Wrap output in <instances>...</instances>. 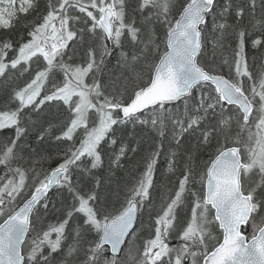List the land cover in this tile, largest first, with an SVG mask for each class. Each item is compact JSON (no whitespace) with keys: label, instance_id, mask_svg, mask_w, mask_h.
Returning a JSON list of instances; mask_svg holds the SVG:
<instances>
[{"label":"snow or ice","instance_id":"6c2138e0","mask_svg":"<svg viewBox=\"0 0 264 264\" xmlns=\"http://www.w3.org/2000/svg\"><path fill=\"white\" fill-rule=\"evenodd\" d=\"M260 5L264 17V0ZM255 8L256 0L236 5L235 11L231 0L223 5L186 0L177 13L174 0H138L133 19L126 0H45L43 7L41 0H0V30L11 32L33 14L38 19L27 25V38L0 37V77L43 62L10 92L15 110L0 111V130H15L0 147V264H57L58 257L59 264H124L121 253L133 264H264V73L257 78L249 71L248 30L226 20L242 19ZM259 24L250 42L264 50V18ZM210 28L218 34L212 37L214 57L235 38L231 63L225 59L218 68L200 63ZM70 43L73 55H68ZM76 45H82L79 61L73 59ZM113 55L123 68L158 63L152 64L148 82L124 98L101 79ZM224 67L232 79L220 74ZM57 74H62L59 83L52 80ZM53 103L66 113L56 126L55 117L41 118ZM128 124L147 128L160 143L144 157L138 178L114 193L111 205L94 170L105 164L110 172L119 169L129 152L138 151L139 145L134 148L118 135ZM233 125L239 129L234 136ZM33 129L35 140L48 144L46 152L31 143L21 149ZM189 138L196 151L214 141L218 145L203 174L194 171L193 148L185 147ZM229 139L236 146H226ZM108 144L118 147L114 159L107 155ZM165 152L168 171L175 175L178 169L180 175L161 213L150 217L151 238L133 254L129 241L153 203L157 164ZM48 161L55 166L44 171ZM54 188L70 196L63 219L29 240L31 218L49 210ZM185 204L189 212L181 222ZM76 217L81 223L72 227ZM214 228L221 230L217 237ZM173 232L180 240L176 246L168 242ZM81 251L84 258L78 261Z\"/></svg>","mask_w":264,"mask_h":264},{"label":"trees","instance_id":"16d2710c","mask_svg":"<svg viewBox=\"0 0 264 264\" xmlns=\"http://www.w3.org/2000/svg\"><path fill=\"white\" fill-rule=\"evenodd\" d=\"M45 0H41V5L43 7ZM176 4V12L178 13L181 9V5H183L186 0H174ZM228 2V0H219V4L223 5ZM138 0H126V4L128 5V15L132 16V10L136 8ZM233 5V11H235L236 5L247 6L249 0H231ZM135 12V10H134ZM136 17V16H135ZM264 18L262 17V9L260 5V0H256V8L249 15L247 12L242 19H237L234 16H227L226 20L229 25L232 24H240L242 27L248 30L249 40L247 42L246 50L248 54L249 61V71L254 74V77L259 76V74L264 73V58H262L261 52L264 50H257L251 46V38L257 36L260 32V24L259 21ZM38 22L36 14L29 16L26 21L17 24L16 27L11 32H4L0 30V37L10 36L13 39L19 41L21 38H27V34L29 31V27L33 21ZM76 27H83V25H77ZM229 34H231V29H229ZM214 35H218L214 28H210L208 32V44L204 49L203 55L200 59V63L204 66H207L209 62H211L212 67L218 68L223 64V61L227 59L229 63L232 61V50L236 47L235 38L227 39L225 41L224 49L217 50L215 57L213 56V39ZM85 39L88 43L93 42L92 36H86ZM76 51L73 56L74 60L79 61L82 56V45L75 46ZM163 48H161V52H163ZM11 56V53L9 54ZM68 55H73V45L70 43V47L68 49ZM67 59V58H66ZM158 60L149 61L147 66H137L135 69L123 68L118 66L117 57L113 55L108 61L101 74L102 82L110 83L113 85L114 91H119L126 98L128 95L132 93V90L140 85H145L148 80L150 73L153 71L152 64L157 63ZM43 62H39V64L34 63L31 65V69L29 71H24V69H20L19 71H10L8 73L7 79L0 77V111H12L15 110L17 104L15 102H10L8 96L10 92L19 86H23L25 82L29 81L31 75L37 70L38 67H42ZM225 76V78L232 79V74L229 72L227 67H224L223 71L220 73ZM62 74H57L52 77V80L56 83L61 81ZM90 82V81H89ZM245 87H248V82L245 81ZM200 89L196 90V94L199 95ZM182 110V105H178L176 108V112L179 113ZM55 119L52 121L53 125H57V121L63 122L66 119V113H63L58 105L53 103L52 106H49L45 109V112L42 114L43 118ZM143 118V117H142ZM29 119H35L34 116H29ZM121 131L118 132V135L123 139L125 143L132 141V147H137L139 145V149L137 152H129L127 157L121 160V164L119 169H115L114 171H109L107 168V164L102 169L94 170L97 178L103 180V195L106 200L111 205L116 204V195L114 193L120 192L125 185H130L135 181L136 178L140 175L144 166V157L150 151L152 145L154 143H160V140L156 137V135L147 128H141L140 126H133L132 124H128L127 126L121 125ZM239 129L233 125L231 129V135L234 136ZM15 130L14 128H10L7 130H0V147H2L9 138L14 137ZM170 138V134H169ZM221 143H224L223 139L220 140ZM31 143L32 147L37 149V151L48 150V144L40 145L39 141L35 140V130H30L29 135L25 138V141L21 143V149H23L26 144ZM52 151L55 154V141L52 140ZM165 145H167V140L164 141ZM195 139L189 138L186 142L185 147L193 148L192 161L194 171L197 174H203L205 171V166L208 163L210 157L214 156L215 150L218 147L217 143L214 141L211 147L201 148L199 151L195 150ZM226 146H236L229 139ZM115 154H118V147L113 146L111 144L107 145V155L114 159ZM170 159L168 152H165L159 158V162L157 164L156 175H155V185L156 191L153 193V203L152 205L147 206L143 210V214L140 216L142 223L138 225V231L135 238L130 239V243L132 244V252L136 254L138 251L142 250L143 243L145 240L151 238L152 235V220L150 217H155L157 213H161L162 207L168 202L169 195L174 191L177 178L180 173L177 169L175 175L168 171L167 161ZM23 163V162H22ZM25 167L29 165L24 163ZM55 165L48 161L42 165L44 171L50 170L51 167ZM37 170H40L41 165H36ZM3 175V169L0 167V176ZM51 202L49 203V210L43 211L42 209L38 212H35L32 217V228L30 230L29 240L36 236L37 233L46 231L51 226H56L63 219L64 207L70 203V196L67 190L63 192H57L54 189L50 193ZM122 198V197H121ZM22 204L21 201L17 202V205L20 206ZM53 205L55 207L53 208ZM189 209L188 205L185 204L183 211L180 214L181 222L188 215ZM2 222V221H0ZM81 223L80 218L76 217L73 221H71L72 227H76ZM221 230L215 228L213 236L217 237L220 235ZM251 228L246 230V235L250 234ZM95 234L89 235L86 239L91 240ZM175 232L170 236L169 241H173V236H175ZM53 238H55V234H53ZM170 242V244H175V242ZM70 242V241H69ZM127 247V245L125 246ZM110 254L109 252L106 253ZM84 253L81 251L77 260H83ZM122 258L124 260V264H133L132 261L128 259L127 256L122 254ZM57 264H59V257L57 258Z\"/></svg>","mask_w":264,"mask_h":264},{"label":"flooded vegetation","instance_id":"af4514ba","mask_svg":"<svg viewBox=\"0 0 264 264\" xmlns=\"http://www.w3.org/2000/svg\"><path fill=\"white\" fill-rule=\"evenodd\" d=\"M173 235V234H172ZM172 241V240H171ZM171 241H168L169 242V244H170V242ZM172 242H175V244H170V246H176V245H178L179 243H180V240H179V238H178V236L177 235H175V236H173V241ZM126 245H127V243H126ZM125 245V246H126ZM124 246V247H125ZM107 248V247H106ZM108 249V248H107ZM110 253V252H109ZM123 254V253H122ZM122 254H121V256H122Z\"/></svg>","mask_w":264,"mask_h":264},{"label":"rangeland","instance_id":"374dc122","mask_svg":"<svg viewBox=\"0 0 264 264\" xmlns=\"http://www.w3.org/2000/svg\"><path fill=\"white\" fill-rule=\"evenodd\" d=\"M134 10H135V9H133V10H132V13H131V14H132V16H130V15H129V16H130V17H132L133 19H135V18H136V17H135L136 15H135V12H134ZM252 178H253V179H258V177H255V176H254V177H252ZM213 237H215V236H213ZM213 242H214V241H213ZM213 242H209V247H211V244H212Z\"/></svg>","mask_w":264,"mask_h":264},{"label":"water","instance_id":"95a60500","mask_svg":"<svg viewBox=\"0 0 264 264\" xmlns=\"http://www.w3.org/2000/svg\"><path fill=\"white\" fill-rule=\"evenodd\" d=\"M20 206H22V204L20 205ZM32 219V218H31ZM105 246H108V245H105ZM109 247V249H110V246H108Z\"/></svg>","mask_w":264,"mask_h":264},{"label":"bare ground","instance_id":"6f19581e","mask_svg":"<svg viewBox=\"0 0 264 264\" xmlns=\"http://www.w3.org/2000/svg\"><path fill=\"white\" fill-rule=\"evenodd\" d=\"M215 229V228H214ZM214 229H212V232L214 231ZM212 235H213V233H212Z\"/></svg>","mask_w":264,"mask_h":264}]
</instances>
